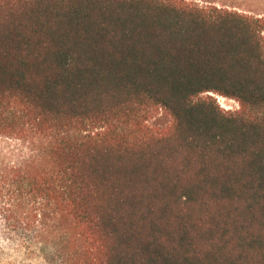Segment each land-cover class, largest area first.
I'll return each instance as SVG.
<instances>
[{
	"label": "trees",
	"instance_id": "16d2710c",
	"mask_svg": "<svg viewBox=\"0 0 264 264\" xmlns=\"http://www.w3.org/2000/svg\"><path fill=\"white\" fill-rule=\"evenodd\" d=\"M0 264H264V16L0 0Z\"/></svg>",
	"mask_w": 264,
	"mask_h": 264
},
{
	"label": "rangeland",
	"instance_id": "374dc122",
	"mask_svg": "<svg viewBox=\"0 0 264 264\" xmlns=\"http://www.w3.org/2000/svg\"><path fill=\"white\" fill-rule=\"evenodd\" d=\"M195 1L201 4H213L219 7H226L229 9L238 10L240 12L254 15V16H264V0H189ZM218 102L225 109H238L239 105L236 101L219 97ZM162 121L165 124L169 123V118H163Z\"/></svg>",
	"mask_w": 264,
	"mask_h": 264
}]
</instances>
